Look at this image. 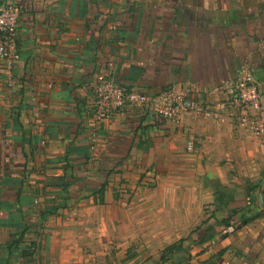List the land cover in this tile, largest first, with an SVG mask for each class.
<instances>
[{
    "label": "crops",
    "instance_id": "obj_1",
    "mask_svg": "<svg viewBox=\"0 0 264 264\" xmlns=\"http://www.w3.org/2000/svg\"><path fill=\"white\" fill-rule=\"evenodd\" d=\"M12 1L0 264H264V132L230 108L99 119L93 105L108 72L213 102L250 72L264 105V0Z\"/></svg>",
    "mask_w": 264,
    "mask_h": 264
},
{
    "label": "built area",
    "instance_id": "obj_2",
    "mask_svg": "<svg viewBox=\"0 0 264 264\" xmlns=\"http://www.w3.org/2000/svg\"><path fill=\"white\" fill-rule=\"evenodd\" d=\"M21 6L12 0L0 1V60L9 70L5 79L6 88L14 90L17 81L11 69L21 57L16 34ZM226 97L222 102H213L193 96L192 88L181 86L162 87L151 91L146 87L126 86L113 74L107 73L94 86V110L97 118H112L117 112L132 109L142 116L149 113L157 119H176L187 111L218 118L221 110H232L256 133L264 132V105L257 79L246 72L235 81L226 83ZM148 183L153 181V169L148 170ZM237 225H224L222 234L236 230ZM37 247V246H35Z\"/></svg>",
    "mask_w": 264,
    "mask_h": 264
},
{
    "label": "rangeland",
    "instance_id": "obj_3",
    "mask_svg": "<svg viewBox=\"0 0 264 264\" xmlns=\"http://www.w3.org/2000/svg\"><path fill=\"white\" fill-rule=\"evenodd\" d=\"M126 1H127V2H128V1H130V2L132 1V2H133V4H135V3H137V2H138V0H125V2H126Z\"/></svg>",
    "mask_w": 264,
    "mask_h": 264
}]
</instances>
